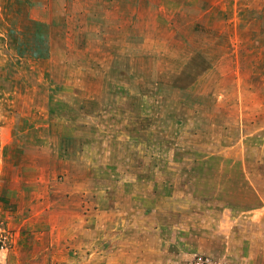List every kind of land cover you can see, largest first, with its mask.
Here are the masks:
<instances>
[{
    "label": "rangeland",
    "instance_id": "rangeland-1",
    "mask_svg": "<svg viewBox=\"0 0 264 264\" xmlns=\"http://www.w3.org/2000/svg\"><path fill=\"white\" fill-rule=\"evenodd\" d=\"M0 264H264V0H0Z\"/></svg>",
    "mask_w": 264,
    "mask_h": 264
}]
</instances>
